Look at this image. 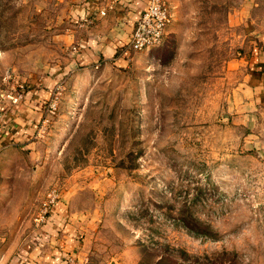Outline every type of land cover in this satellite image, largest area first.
<instances>
[{
	"label": "rangeland",
	"instance_id": "374dc122",
	"mask_svg": "<svg viewBox=\"0 0 264 264\" xmlns=\"http://www.w3.org/2000/svg\"><path fill=\"white\" fill-rule=\"evenodd\" d=\"M162 1L159 46L57 80L73 54L51 1L0 0V131L15 102L39 114L28 142L0 149L6 244L43 226L55 193L85 216L75 264H264V122L228 103L230 62L250 49L230 20L243 0Z\"/></svg>",
	"mask_w": 264,
	"mask_h": 264
},
{
	"label": "crops",
	"instance_id": "0c3cea01",
	"mask_svg": "<svg viewBox=\"0 0 264 264\" xmlns=\"http://www.w3.org/2000/svg\"><path fill=\"white\" fill-rule=\"evenodd\" d=\"M56 17L52 25L57 38L69 48L64 76L75 67L98 72L103 66H123L131 59L127 49L141 14L150 0H50ZM230 20L239 19L250 37L248 52L230 62L237 84L228 100L244 125L264 122V0H243L238 9L230 8ZM104 12V14H102ZM37 105L30 100L15 102L4 116L0 149L21 146L29 141ZM3 117V116H2ZM69 199L58 201L46 223L28 234L25 241L6 244L0 236V264H64L70 257L82 258L85 252V216L71 209ZM19 234V232H18ZM14 235L11 239H20Z\"/></svg>",
	"mask_w": 264,
	"mask_h": 264
},
{
	"label": "built area",
	"instance_id": "2783aa9c",
	"mask_svg": "<svg viewBox=\"0 0 264 264\" xmlns=\"http://www.w3.org/2000/svg\"><path fill=\"white\" fill-rule=\"evenodd\" d=\"M169 23V11L163 1L150 0L132 33L127 49L134 52H143L159 46L164 39ZM50 197V200L44 203V212L38 219L39 223H46L52 207L58 202L55 193ZM74 261V258L70 257L66 259L64 264H75Z\"/></svg>",
	"mask_w": 264,
	"mask_h": 264
}]
</instances>
